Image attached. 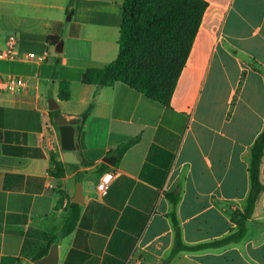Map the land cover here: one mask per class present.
Instances as JSON below:
<instances>
[{"label": "crops", "instance_id": "0c3cea01", "mask_svg": "<svg viewBox=\"0 0 264 264\" xmlns=\"http://www.w3.org/2000/svg\"><path fill=\"white\" fill-rule=\"evenodd\" d=\"M205 1L166 108L122 83L82 82L88 69L118 56L121 0H0V51L16 36L18 56L0 60V264H36L56 244L59 264H126L131 257L139 264H264V195L241 243L172 255L168 196L179 199L185 245L230 235L232 214L243 211L250 191V148L264 125V0ZM45 51L44 62L28 57ZM12 76L25 86L7 92ZM59 118L75 123L78 163L64 161ZM48 131L59 140L53 150ZM130 141L118 161L111 152ZM57 163L62 179L54 175ZM110 172L108 194L99 196V179ZM74 205L78 221L65 233Z\"/></svg>", "mask_w": 264, "mask_h": 264}, {"label": "trees", "instance_id": "16d2710c", "mask_svg": "<svg viewBox=\"0 0 264 264\" xmlns=\"http://www.w3.org/2000/svg\"><path fill=\"white\" fill-rule=\"evenodd\" d=\"M122 22L119 33V53L107 67L88 69L82 77L85 85L99 88L125 84L147 98L170 107L177 83L191 54L203 17L209 4L205 0H121ZM52 46L59 40L49 38ZM264 74V69L261 70ZM61 99H69L68 83H61ZM57 114H60L57 111ZM88 111L81 116L83 124ZM135 143L123 144L111 154L118 161ZM264 161V125L261 133L250 148L249 177L250 191L243 211L232 214L235 228L227 237L201 244L187 246L182 240L181 226L175 210L179 199L169 195L173 207L172 222L175 231V246L172 255L181 251L220 249L241 243L248 232V223L264 195L261 170ZM54 175L62 179L65 175L63 163H57ZM79 208L74 205L67 219L64 232L74 230L78 221ZM15 259H4L3 264H14Z\"/></svg>", "mask_w": 264, "mask_h": 264}, {"label": "built area", "instance_id": "2783aa9c", "mask_svg": "<svg viewBox=\"0 0 264 264\" xmlns=\"http://www.w3.org/2000/svg\"><path fill=\"white\" fill-rule=\"evenodd\" d=\"M16 46H17V38L16 36H10L7 41V48L3 51H0V60H16L18 56L16 54ZM30 59H36L39 62H44L49 57V53L45 51L42 55L36 56L35 54H30L28 56ZM25 86V81L23 78L19 76L10 77L4 84V89L7 92H15L19 88H23ZM47 145L49 149L53 150L54 147L59 144V140H57L49 131L46 135ZM116 176V173H104L97 185V190L99 196H105L108 194L109 188ZM140 260L134 257H131L126 264H139Z\"/></svg>", "mask_w": 264, "mask_h": 264}, {"label": "water", "instance_id": "95a60500", "mask_svg": "<svg viewBox=\"0 0 264 264\" xmlns=\"http://www.w3.org/2000/svg\"><path fill=\"white\" fill-rule=\"evenodd\" d=\"M55 51L57 53H61L63 51V45L60 43L56 46ZM50 106L52 110H58L59 106L55 103L54 100H50ZM57 124L59 126L60 133V141L61 147L63 150V157L66 163H78L76 159H74L76 144H75V134H76V126L74 122L66 121L63 118H59L57 120ZM104 161L106 163L115 164V157L105 158ZM82 189H77V194L81 195ZM77 203H81L76 201ZM36 264H59V246L56 244L52 247L49 254L45 257L37 260Z\"/></svg>", "mask_w": 264, "mask_h": 264}]
</instances>
